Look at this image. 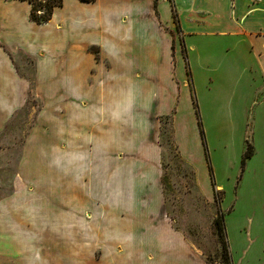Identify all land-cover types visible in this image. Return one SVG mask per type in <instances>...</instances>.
<instances>
[{"label":"crops","instance_id":"crops-1","mask_svg":"<svg viewBox=\"0 0 264 264\" xmlns=\"http://www.w3.org/2000/svg\"><path fill=\"white\" fill-rule=\"evenodd\" d=\"M31 8L0 0V141L30 86L41 101L19 181L0 194V264H205L146 197V133L173 113L178 135L195 108L192 66L264 105V0H63L43 23ZM68 147L79 170H51ZM115 160L134 171L83 167Z\"/></svg>","mask_w":264,"mask_h":264},{"label":"rangeland","instance_id":"rangeland-1","mask_svg":"<svg viewBox=\"0 0 264 264\" xmlns=\"http://www.w3.org/2000/svg\"><path fill=\"white\" fill-rule=\"evenodd\" d=\"M191 57L195 59L194 52ZM191 72L195 108L180 117L178 135L173 113L156 114L148 126L144 156L151 161L143 165L148 174L144 175L149 189L146 197L157 198L162 216L184 232L193 252L205 264H225L221 231L216 223L222 217L234 264L233 255L239 264H264V105L254 106L252 96L241 100V86L235 87L238 93L232 95V82L230 91H225L227 81L216 79L210 68L192 66ZM246 82L243 78L242 84ZM33 88L32 85L28 90L24 109L12 117L2 132L1 195L16 187L18 171L24 168L20 163L23 140L41 104ZM249 147L253 153L245 158ZM59 151L57 148L58 154ZM75 154V148L68 147L66 163L54 164L55 168L51 163V170H79L81 165L74 162ZM135 165L115 160L83 167L88 171L92 166L96 172L121 173L134 171ZM114 200L120 207L127 206L132 195H116ZM251 238L255 239L253 243ZM247 246H251L250 250L243 252Z\"/></svg>","mask_w":264,"mask_h":264},{"label":"trees","instance_id":"trees-1","mask_svg":"<svg viewBox=\"0 0 264 264\" xmlns=\"http://www.w3.org/2000/svg\"><path fill=\"white\" fill-rule=\"evenodd\" d=\"M29 1L32 3L30 17L32 18V20L38 23H43V22L48 21L52 17L55 7L62 4L63 0H29ZM188 73L189 75H191L189 68H188ZM197 113H198V110H197ZM199 124H200V131L203 137V143L206 149V155L209 160V155L207 152L206 140H205V135H204V129H203L201 120H199ZM252 153L253 151L249 147L247 151L245 152V158L251 156ZM216 200L219 202V197L217 193H216ZM216 223H217L218 229L221 231L220 237H221V244H222V255L225 259V264H234L229 240L227 237L226 225H225L223 217L217 218Z\"/></svg>","mask_w":264,"mask_h":264}]
</instances>
